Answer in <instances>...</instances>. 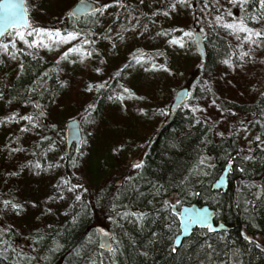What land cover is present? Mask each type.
I'll use <instances>...</instances> for the list:
<instances>
[{"label":"rangeland","instance_id":"374dc122","mask_svg":"<svg viewBox=\"0 0 264 264\" xmlns=\"http://www.w3.org/2000/svg\"><path fill=\"white\" fill-rule=\"evenodd\" d=\"M78 1L26 0L33 29L37 26L59 30L61 35L75 32L72 29L75 20L70 16V10ZM91 1L98 9L104 4L109 7L84 20L87 26H92L90 39L75 32V39L57 45L51 38H46L45 44H53L49 49L43 45L30 46L29 37L38 39L33 35L25 36L29 41L25 43L16 34L26 31L20 29L12 31L0 46V168L5 171V178L0 179V227H12L17 231L16 239L24 240V244H19L20 254L28 253L26 242H29L30 234L52 233L60 223L77 216L84 201L102 199V192L108 185L128 182L126 175L133 173L135 165H140L145 157V140L161 123L165 113H169L176 94L186 87L193 92L196 83L194 66L201 58L195 34L200 31L206 42L207 35L224 29L216 22L217 16L228 22L243 18L240 0H187L186 4L178 0ZM173 2L177 6L170 8ZM254 14L259 16L261 13L249 14L245 20L253 28H264V20L250 19ZM173 38L183 41V46L171 43ZM85 40L89 43L85 44ZM3 45L8 46L7 51L3 50ZM73 46L85 52L71 53L68 59H63L62 52ZM87 52L92 55L88 56ZM23 53L57 63L58 80L64 89L54 101L52 110H38L24 102L10 104L9 88L20 71ZM141 55L143 60L128 62L131 57ZM242 62L240 57H235L231 65L234 71L230 64H223L219 73L223 82L231 73L238 78L231 77L237 83L228 85L230 89L239 87L237 94L231 93L229 88L222 91L224 98L230 97L237 103L236 111L228 112L225 120H220L221 116L216 115L211 102L202 99V93L196 105L209 117H215L216 122H220L219 127H225L223 121L227 123L228 120L230 128L226 132L232 133L242 151L249 153L256 133L248 122L254 120L257 111L264 118V101L260 102L264 98V55L257 49L247 64ZM153 63L157 67L153 68ZM207 80L212 81L209 77ZM222 81H213V84L220 85ZM105 88L110 91L104 118L86 124L82 114H88L91 107L85 111L86 107L92 105L93 97ZM125 88L129 92L126 93ZM216 88L219 90L220 86ZM244 99L247 102L253 99L257 108L246 117H242L239 108L249 106L242 102ZM41 111L43 116L39 115ZM13 112L18 116L32 115L36 123L19 119L4 121V117ZM73 119L81 120L83 141L67 174L64 167L66 138L59 132ZM83 124L87 125V136ZM25 128L26 131L22 130ZM45 147L43 157L37 154ZM77 196L80 198L76 199ZM5 201L9 203L6 205ZM169 202L172 206L179 205L176 197H170ZM13 204L21 207L13 208Z\"/></svg>","mask_w":264,"mask_h":264},{"label":"trees","instance_id":"16d2710c","mask_svg":"<svg viewBox=\"0 0 264 264\" xmlns=\"http://www.w3.org/2000/svg\"><path fill=\"white\" fill-rule=\"evenodd\" d=\"M241 11L246 19L247 15L262 13L264 9L259 0H246ZM89 16L75 19L72 27L87 39L91 37L92 26H87L84 20ZM245 22L251 27L248 20ZM245 35L224 28L206 36L208 56L205 61L198 59L199 64L194 66L196 83L187 105L165 113L145 140V157L133 173L126 175L129 179L126 184L108 185L102 199L84 201L81 212L60 223L52 233L30 234L26 242L28 253L18 252L19 244L25 242L16 239L17 231L0 227V264H264V118L257 111L254 120L248 122L256 138L247 153L242 151L235 136L226 132L230 128L227 118V123L223 121L225 127H219L215 117H209L196 105L202 93V99L211 102L220 120H225L228 112L236 111L237 103L230 97L224 98L222 91L229 88L237 94L239 87L230 89L228 85L237 83L231 77L238 78L231 73L223 82L219 73L223 64H230L234 71L232 61L241 58L242 53H248L241 58L246 64L257 49L264 55V36L253 37L257 43H252L244 40ZM134 57L128 62H133ZM226 60L231 63H225ZM20 64V71L9 88L10 104L24 102L38 110H52L64 89L58 80L57 63L23 53ZM217 80L222 83L214 86L213 81ZM109 91L105 88L93 97V107L88 114H82L83 122L104 118ZM242 102L249 105L239 106L242 117L256 111L253 99ZM86 124H83L85 136L88 135ZM59 133L65 137V127ZM46 149L40 148L37 154L43 157ZM77 153L75 148L70 152L64 149L67 174ZM230 162L233 167L228 191H214L212 183ZM4 172L0 168L2 180ZM170 197L178 199L179 209L193 204L209 206L215 210L216 224L224 223L228 231L197 228L177 248L180 223ZM98 224H104L112 232L113 247L109 252L98 245Z\"/></svg>","mask_w":264,"mask_h":264},{"label":"water","instance_id":"95a60500","mask_svg":"<svg viewBox=\"0 0 264 264\" xmlns=\"http://www.w3.org/2000/svg\"><path fill=\"white\" fill-rule=\"evenodd\" d=\"M14 10L18 12L22 19L16 27H13L8 23L7 17L11 11H13L12 5L0 6V44L3 39L12 30H32L33 26L29 20V14L27 11L26 0H13ZM98 9L95 2L91 0H79L76 5L70 10V16L75 19H80L86 15L93 14ZM97 11H95L96 13ZM195 44L197 50L201 56V60L205 61L208 56L206 42L200 31L195 34ZM189 89L184 88L176 94L175 101L172 105L171 110L174 111L178 108L183 107L189 98ZM65 138L66 148L70 152L73 148L79 150L83 141V131L81 127V120L73 119L70 120L65 127ZM233 163L230 162L220 177L213 183L212 189L214 191H222L226 193L229 189V176L232 173ZM173 212L179 218L180 223V234L177 236L175 244L179 248L185 239H188L195 229H210L212 232H224L228 230L223 223L216 224V213L215 210L209 206H199L198 204L185 205L181 209H177L174 205ZM96 232L98 236L99 247L106 252L112 250L113 240L112 232L106 226H97Z\"/></svg>","mask_w":264,"mask_h":264},{"label":"snow or ice","instance_id":"6c2138e0","mask_svg":"<svg viewBox=\"0 0 264 264\" xmlns=\"http://www.w3.org/2000/svg\"><path fill=\"white\" fill-rule=\"evenodd\" d=\"M116 2H119V0H116ZM178 2L186 4L187 0H178ZM240 2L241 3H245L246 0H240ZM5 3H7L8 5H12V7H13V11L10 12V14L7 17V20H8L9 24H11L13 27H16L17 24L20 23V20L22 19V16L18 12H16L14 10L13 0H0V6L5 5ZM259 3H260V7L262 9H264V0H259ZM176 6H177L176 2H173V3H171L169 5L170 8H175ZM107 7H109L108 4H104L102 6V8H107ZM102 8L101 9H96L95 11H102ZM95 11L93 12V14H95ZM153 15H155V13H153ZM165 15H167V12H165ZM250 19L253 20V21L264 20V12H262L259 16L254 14V15H252L250 17ZM216 22L219 23L222 27L230 29L234 33H238V32L246 33V35L243 37L244 40L252 42V43H257V41H255L253 39V37H262V36H264V28L256 29V28L249 27V25L245 22L244 18H240L239 20H237L235 22H228V21L224 20V17L217 16ZM109 31H111V29ZM16 34L21 39H23L25 41V43H29V41L27 39H25V35H26L25 31H17ZM28 35H33V36L38 37V39L31 40L30 46L43 45V46L48 47L49 49H51L53 44L52 43L45 44L44 41H45L46 38H51L58 45V44H62V43H68L70 40L75 39L76 36H77V33L68 32L66 35H61L59 30L53 31V30L46 29V28H36V29H32V32L28 33ZM165 35H167V33H165ZM185 35H191V33H185ZM84 43L87 44V43H89V41L85 40ZM171 43H177V44H181V46H183V41H181L178 38H173ZM2 47H3L4 51H7V47H8L7 45H3ZM13 47H15L14 43H13ZM84 52H85V50H83V49H81L79 47L73 46V47H69L65 51H63L61 56H62L63 59H68L69 55L71 53H81L82 54ZM87 55L91 56L92 53L91 52H87ZM246 55H248V53H242L241 58H243V56H246ZM13 58H15V57L13 56ZM82 59H83V55H81V60ZM134 59H136L137 62H139L140 60H143L144 57L141 55L139 57H134ZM149 59H151V58H149ZM225 63H231V61L230 60H226ZM152 67L155 68V67H157V65L155 63H153ZM159 67H164V65H159ZM96 71L99 72L100 69L97 68ZM117 74H119V73H117ZM124 91L127 93V92H129V89L125 88ZM129 94L130 95H134V93H129ZM120 98L123 99L122 96ZM213 103H215V102H213ZM37 107H39V105H37ZM89 107H93V106L90 105ZM140 111L143 112L144 110L140 109ZM39 115L43 116L44 113L41 111L39 113ZM12 119L26 120V121H29L30 123H34V124L36 123L32 115L18 116L17 113L13 112L11 114V116L4 117V121H8V120H12ZM22 130L26 131L27 129L25 128V129H22ZM257 139H259V137H257ZM201 163H204V161L202 160ZM37 166H39V165H37ZM52 166H54V165H50V167H52ZM135 166L139 167L140 165H135ZM65 183H67V181H65ZM79 198H80L79 196L76 197V199H79ZM4 203L7 205L9 202L5 201ZM12 207L18 209V208L21 207V205L13 204Z\"/></svg>","mask_w":264,"mask_h":264},{"label":"bare ground","instance_id":"6f19581e","mask_svg":"<svg viewBox=\"0 0 264 264\" xmlns=\"http://www.w3.org/2000/svg\"><path fill=\"white\" fill-rule=\"evenodd\" d=\"M248 151H249V153H250V149H249ZM215 181H216V180H215ZM215 181H214V182H215ZM214 182H213V183H214ZM213 183H212V185H213ZM223 224H224V223H223ZM224 225H225V224H224ZM225 226H226V225H225ZM226 227H227V226H226ZM228 229H229V228H228ZM227 231H228V230H227ZM224 232H225V231H224ZM175 245H176V244H175Z\"/></svg>","mask_w":264,"mask_h":264},{"label":"flooded vegetation","instance_id":"af4514ba","mask_svg":"<svg viewBox=\"0 0 264 264\" xmlns=\"http://www.w3.org/2000/svg\"><path fill=\"white\" fill-rule=\"evenodd\" d=\"M92 15V14H91ZM86 16H89V15H86ZM86 16H84V17H82V18H85ZM82 18H80V19H82Z\"/></svg>","mask_w":264,"mask_h":264}]
</instances>
